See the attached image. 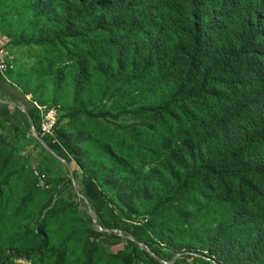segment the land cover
Instances as JSON below:
<instances>
[{
	"label": "rangeland",
	"instance_id": "1",
	"mask_svg": "<svg viewBox=\"0 0 264 264\" xmlns=\"http://www.w3.org/2000/svg\"><path fill=\"white\" fill-rule=\"evenodd\" d=\"M34 4L0 0V45L11 64L7 69L5 63L2 74L27 95L29 106L59 110L52 150L57 160L69 159L71 165L69 172L61 167L64 174L54 175L48 165L60 168L55 157L37 151L41 167L48 163L45 185L32 171L39 165L26 150V134L17 139L23 146L18 149L14 136L6 135V142L0 132V264H142L119 254L127 245L91 237L90 227L101 229L98 213L103 211L144 224L174 258L192 252L237 264L236 246L229 260L209 247L231 208L222 199L205 201L201 192L208 179L195 175L215 147H201L194 156L185 152L184 141L198 142L201 135L186 133L187 108L181 104L140 112L174 92L173 76L157 75L155 65L144 69L131 50L134 44L122 49L118 36L94 35L91 28L75 37L76 29L65 30L59 8L49 17ZM16 124L0 119L2 130ZM27 145L35 149L34 142ZM77 166L94 179L89 181L94 190L87 191L95 205L77 188L72 173ZM100 189L113 199L119 196V206L104 199ZM220 233L216 239L224 247ZM161 262L172 261L164 256Z\"/></svg>",
	"mask_w": 264,
	"mask_h": 264
},
{
	"label": "trees",
	"instance_id": "2",
	"mask_svg": "<svg viewBox=\"0 0 264 264\" xmlns=\"http://www.w3.org/2000/svg\"><path fill=\"white\" fill-rule=\"evenodd\" d=\"M37 6L49 17L59 8L65 30L76 29L75 37L91 28L94 35L118 36L122 49L134 44L131 50L139 55L144 69L155 65L157 75L173 76L174 92L162 104L142 106L140 112L158 113L177 104L187 108L186 133L201 137L195 143L184 141L185 152L194 156L201 147H215L212 159L201 173H195L208 179L201 194L208 202L222 199L232 211L224 229L218 227L215 234L219 237L218 232H223L224 247L216 237L210 239L209 247L228 259L236 246V258L241 259H236L237 264H264V0H36L33 9ZM6 106L11 115L18 112L20 124L0 129L2 139L8 142L6 135L17 140L26 134V150L46 173L48 163L41 167L37 151H50L28 132L26 113L12 104ZM0 119L10 122V118ZM32 121L39 136L54 149L55 138L41 136L39 113ZM31 141L32 150L27 145ZM15 143L23 148L19 140ZM57 162V170L48 165L52 174L60 176L64 168L69 172L62 160ZM78 168L72 171L77 188L94 204L88 194L94 190V179ZM83 175L89 178L86 182ZM100 193L119 206V196L111 198L106 189ZM98 214L102 229L90 227L91 237L127 245L119 254L140 258L142 264H162L164 256L171 264H225L213 255L192 252L174 258L173 250H165L144 224L104 211Z\"/></svg>",
	"mask_w": 264,
	"mask_h": 264
},
{
	"label": "crops",
	"instance_id": "3",
	"mask_svg": "<svg viewBox=\"0 0 264 264\" xmlns=\"http://www.w3.org/2000/svg\"><path fill=\"white\" fill-rule=\"evenodd\" d=\"M26 97L27 95L23 93L22 90L17 85H15V83L10 81L6 77V75L0 73V109L2 111L1 117L10 118V121H12V123L14 122V120H16V126L20 124L18 112L17 115H11L8 106H6L8 104H12L13 106H16L20 112L22 111L26 113L30 129V126L33 128L34 124L32 118L34 115H37L38 110L35 107L29 106V104L26 102ZM29 132L31 133V131Z\"/></svg>",
	"mask_w": 264,
	"mask_h": 264
},
{
	"label": "built area",
	"instance_id": "4",
	"mask_svg": "<svg viewBox=\"0 0 264 264\" xmlns=\"http://www.w3.org/2000/svg\"><path fill=\"white\" fill-rule=\"evenodd\" d=\"M0 63H7V69H10L9 53L6 46L0 45ZM3 71H0L2 74ZM37 108V106H35ZM39 123L38 127L41 135L54 136L60 112L56 107H47L45 109H38ZM32 171L37 173V178L40 182L45 184L46 173L41 171L37 165L32 166ZM46 185V184H45ZM48 188V185H47Z\"/></svg>",
	"mask_w": 264,
	"mask_h": 264
},
{
	"label": "water",
	"instance_id": "5",
	"mask_svg": "<svg viewBox=\"0 0 264 264\" xmlns=\"http://www.w3.org/2000/svg\"><path fill=\"white\" fill-rule=\"evenodd\" d=\"M36 127H35V124H33V135L36 137V138H38L39 139V141L45 146V148L47 149V150H49L54 156H57L56 155V153H54L53 152V150L50 148V146L48 145V144H46L45 142H44V140L39 136V134L36 132ZM67 166H69L68 165V162L66 161V160H63V159H61ZM102 229V228H101ZM209 259H211V258H209ZM211 260H213L214 261V259H211ZM215 262V261H214Z\"/></svg>",
	"mask_w": 264,
	"mask_h": 264
},
{
	"label": "bare ground",
	"instance_id": "6",
	"mask_svg": "<svg viewBox=\"0 0 264 264\" xmlns=\"http://www.w3.org/2000/svg\"><path fill=\"white\" fill-rule=\"evenodd\" d=\"M5 70H6L5 63H0V71H5Z\"/></svg>",
	"mask_w": 264,
	"mask_h": 264
}]
</instances>
